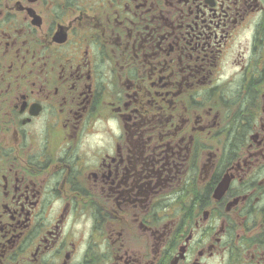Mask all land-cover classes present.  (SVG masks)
I'll list each match as a JSON object with an SVG mask.
<instances>
[{
	"label": "flooded vegetation",
	"instance_id": "obj_1",
	"mask_svg": "<svg viewBox=\"0 0 264 264\" xmlns=\"http://www.w3.org/2000/svg\"><path fill=\"white\" fill-rule=\"evenodd\" d=\"M0 264H264V0H0Z\"/></svg>",
	"mask_w": 264,
	"mask_h": 264
}]
</instances>
